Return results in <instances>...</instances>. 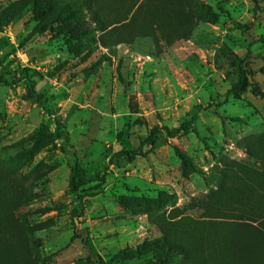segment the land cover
Instances as JSON below:
<instances>
[{"label": "rangeland", "instance_id": "obj_1", "mask_svg": "<svg viewBox=\"0 0 264 264\" xmlns=\"http://www.w3.org/2000/svg\"><path fill=\"white\" fill-rule=\"evenodd\" d=\"M263 39L264 0H0V77L31 69L100 175L75 227L53 117L0 85V264H90L76 232L104 264H264ZM242 66L246 90L226 97Z\"/></svg>", "mask_w": 264, "mask_h": 264}, {"label": "trees", "instance_id": "obj_2", "mask_svg": "<svg viewBox=\"0 0 264 264\" xmlns=\"http://www.w3.org/2000/svg\"><path fill=\"white\" fill-rule=\"evenodd\" d=\"M20 83H24L28 87L31 99L34 100L36 103H38L48 115L53 117L55 124V133H53L51 136L54 141H62V145L60 146V149H62L65 152V154L70 159L73 160V163L70 167L68 191L72 196L73 203L75 204V207L72 209L71 213L74 218L73 219L74 225L76 227L77 225L75 223V219L77 218L79 219L80 217H82L85 211L84 190L86 186H88L91 182L98 180L100 178V175L96 174L93 177H89L88 172L79 164V160L76 153L69 149L70 148L68 144L69 131L67 129L66 124L64 123L63 117L60 114H58L55 110H51L45 106V103L47 101L46 93L37 90V82L34 79V74H32L31 69L23 68L15 72L13 79L0 77V85L15 86ZM247 85H248V79H247L246 71L244 69V66H242L239 83L233 88H231L230 91H228L226 97H229L230 94L232 93L244 92L246 90ZM221 104L222 103L220 102H213L207 105L196 106L187 115V118L181 122L178 128L170 129L169 127L165 126L163 130L167 132L168 136L175 137L185 128V126L192 125L197 120L199 113L201 111L213 107H219ZM155 146H156V138L154 133H152L148 137V139L142 142L141 145L134 151H120L114 153L110 157L109 162L107 163V165H105L104 169L106 170L110 165L114 164L118 160H125L127 162H131L135 160L137 157L144 156L148 151V149H152ZM75 236L76 238H83L84 244L89 254L88 261L90 262V264H104L103 258L98 253L94 252L91 244H89L88 233H86V235H83L76 232ZM158 244H159L158 245L159 249L168 255L179 256V255H184L187 252L186 248H184L182 245L178 243H172L165 239L159 241Z\"/></svg>", "mask_w": 264, "mask_h": 264}, {"label": "water", "instance_id": "obj_3", "mask_svg": "<svg viewBox=\"0 0 264 264\" xmlns=\"http://www.w3.org/2000/svg\"><path fill=\"white\" fill-rule=\"evenodd\" d=\"M76 224H78V221L76 220Z\"/></svg>", "mask_w": 264, "mask_h": 264}]
</instances>
